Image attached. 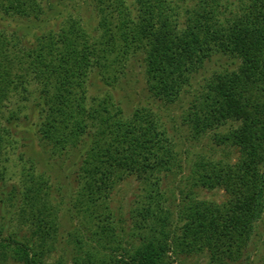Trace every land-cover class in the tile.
Returning a JSON list of instances; mask_svg holds the SVG:
<instances>
[{
    "label": "trees",
    "instance_id": "1",
    "mask_svg": "<svg viewBox=\"0 0 264 264\" xmlns=\"http://www.w3.org/2000/svg\"><path fill=\"white\" fill-rule=\"evenodd\" d=\"M72 3L0 0V204L27 229L23 239L0 236V264H41L72 199L96 238L72 264H175L172 256L204 251L210 264H253L264 218V0ZM213 57L228 59L192 91ZM136 61L151 100L170 105L191 93L182 111L190 138L212 133L215 146L237 150L234 161L189 160L174 120L166 127L151 107L125 118L109 93L86 103L95 79L113 90ZM11 149L18 184L3 165ZM184 171L190 187L167 197L162 182ZM131 176L144 207L129 250L106 201ZM199 189L226 195L211 202ZM74 244L81 249L83 239Z\"/></svg>",
    "mask_w": 264,
    "mask_h": 264
},
{
    "label": "rangeland",
    "instance_id": "2",
    "mask_svg": "<svg viewBox=\"0 0 264 264\" xmlns=\"http://www.w3.org/2000/svg\"><path fill=\"white\" fill-rule=\"evenodd\" d=\"M79 3H72V6L76 9L82 6V2L84 0H76ZM85 7V6H84ZM86 10L80 9V15L84 19H88V16H84ZM226 57H213L208 64V70H205L198 75L194 80V85L192 91L197 89V84L199 81H203L209 74L206 71L216 70V67L219 64L225 63ZM91 78V77H90ZM118 83L115 85V89L110 90L101 82V80H94V86H90L87 92L86 103L90 105L92 97L102 98L107 93L113 96V100L119 103V107L123 111V116L126 118L130 116L131 111L136 107H151L154 111L160 114V117L163 122H165L166 127L170 126L172 120H174V126L176 127V133L173 137H178L180 139V143L182 145L181 149H186V152H189V160L194 161L200 157H209L212 160H219L223 158L224 155L229 154V157L234 161L237 156L236 149H230L224 146H215L216 142L211 136L212 133L206 134L202 137H198L197 139H191L189 136V129L186 125L183 124V114L182 111L187 107L188 103L191 101V93H183L180 98L170 105H166L164 103H160L158 101L151 100L150 94L147 90L146 78L144 76L143 68L140 62H131L128 65V68L125 69L124 75H119ZM91 81V80H90ZM201 83V82H200ZM158 109V110H157ZM156 113V114H157ZM168 123V124H167ZM176 140V139H175ZM188 150V151H187ZM18 151L8 150L7 156L10 157V162H4L3 165L7 168L6 179L8 183L18 184L20 182L19 178V169L15 165V154ZM9 153V155H8ZM14 154V156H13ZM225 158V156H224ZM15 160V161H14ZM67 162H65L66 164ZM189 166L192 163H188ZM187 171L175 176H169L165 181L162 182V192H165L167 197L171 198L175 193L179 195L180 190H188L186 188V184L188 183V187H190L189 181L186 179ZM185 177V178H183ZM9 179V180H8ZM62 180V179H61ZM183 181V186H178L179 182ZM187 181V182H186ZM140 180L135 176L128 177L127 179L118 182L110 192L109 198L106 201L108 205V209L106 212L112 214L115 219H121V221L115 225L117 230H121L123 236V245L126 246L129 250H132L134 246L138 244L137 240L140 236L138 234L139 231L135 230L134 222H141L140 215H138L139 211L144 207L139 204V198L137 195L141 194V185ZM77 189V186L75 187ZM197 195L200 199L220 203L225 198V192L220 189L214 190H202L199 189L196 191ZM68 205V202L65 203ZM84 208V206H82ZM69 208H71V214L66 216L63 219V223L66 226V229L59 228L57 231V240L55 242H49L47 246L52 245V250L50 253L46 254L41 259V264H72V255L80 254L82 257L84 253L87 251H93V248L96 246V238L93 236L94 229L91 228V223L89 222L87 216L82 214L81 206L72 199V202L69 204ZM79 210V211H78ZM143 210V209H142ZM85 213V212H84ZM69 217V219H68ZM21 220L17 218L16 215L11 213L8 215V210L5 205L0 204V236L1 238L6 237H20L23 239L27 235L26 227L23 226ZM80 226L83 229V236L81 233L77 232V227ZM257 233L259 232L258 240L255 239L256 246L254 248L255 256L253 260V264H264V260H261L264 256V218L261 223L258 224ZM118 230V231H119ZM75 237L79 239L81 237L83 239V244L81 249L72 251L75 247ZM38 243V241H37ZM121 255V254H120ZM171 257L174 260L175 264H210L209 263V255L206 251L199 255H191V256H180ZM7 264H14L11 261Z\"/></svg>",
    "mask_w": 264,
    "mask_h": 264
}]
</instances>
